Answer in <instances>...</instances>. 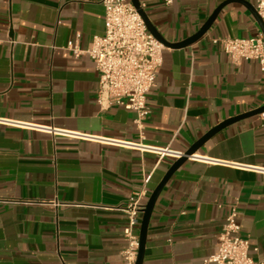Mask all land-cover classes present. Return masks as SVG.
Segmentation results:
<instances>
[{
    "label": "crops",
    "instance_id": "0c3cea01",
    "mask_svg": "<svg viewBox=\"0 0 264 264\" xmlns=\"http://www.w3.org/2000/svg\"><path fill=\"white\" fill-rule=\"evenodd\" d=\"M139 1L156 31L178 42L224 0ZM103 16L101 0H0V118L29 124L0 123V264H120L121 208L143 184L145 204L174 161L129 144L185 152L264 104L259 63L235 61L211 41L260 30L231 2L197 41L164 45L140 134L132 110H101L95 100L98 73L86 50L103 34ZM196 153L201 159L181 164L155 201L142 264H216L208 259L232 206L250 256L263 260L264 175L248 168L264 166L261 116L229 124Z\"/></svg>",
    "mask_w": 264,
    "mask_h": 264
},
{
    "label": "built area",
    "instance_id": "2783aa9c",
    "mask_svg": "<svg viewBox=\"0 0 264 264\" xmlns=\"http://www.w3.org/2000/svg\"><path fill=\"white\" fill-rule=\"evenodd\" d=\"M101 3L104 8V32L102 35L93 36L91 46L86 50L98 73L95 100L101 110L114 105L132 110L135 113L133 119L135 127L142 134L143 120L149 113L147 93L155 85L157 68L162 63L161 53L164 45L150 33L130 0H101ZM254 7L264 22V0H255ZM211 41L230 54L235 61L256 60L260 70L264 72V36L261 30L251 37H215ZM259 115L264 122V111ZM0 123L18 127L29 126L23 122L4 118H0ZM39 128L53 134L86 136L53 127ZM99 139L123 144L106 138ZM129 145L172 160L182 156H186L189 160L201 159L196 152L186 155L184 151L169 146L159 148L143 145L141 142L138 145ZM228 164L238 166V164ZM248 168L264 175V166ZM146 195V186L143 184L132 193L126 205L121 208L126 215V223L122 229L126 244L121 251L120 264L136 262L139 246L138 229L144 206L143 199ZM52 203L58 204L57 200ZM217 239L218 250L216 254L210 256L209 261L216 264H264V259L258 262L252 259L248 240L240 236L236 206L230 208Z\"/></svg>",
    "mask_w": 264,
    "mask_h": 264
},
{
    "label": "water",
    "instance_id": "95a60500",
    "mask_svg": "<svg viewBox=\"0 0 264 264\" xmlns=\"http://www.w3.org/2000/svg\"><path fill=\"white\" fill-rule=\"evenodd\" d=\"M141 17L143 18L145 25L147 29L156 37L163 45L169 46V47H183L186 45H189L198 39H200L212 26L215 18L217 17L218 13L220 10L227 4L231 2H240L244 4V6L247 7V9L251 12L252 16L257 22V25L259 26L261 32L263 33L264 36V22L260 15L257 13L255 7L250 3L247 2L246 0H224L221 3H219L216 8L212 11V13L208 16V18L204 21V23L200 26V28L190 35L189 37L178 41V42H168L165 40L155 29V27L151 24L149 21L146 13L144 12L143 8L141 7L140 1L139 0H130ZM264 111V104L254 108L252 110H249L247 112L241 113L239 115L227 118L223 120L222 122L218 123L211 129H209L206 133H204L198 140H196L186 151V155H190L194 152L197 151V149L212 135H214L216 132L221 130L222 128L228 126L229 124H232L235 121H238L240 119L246 118V117H251L254 115H258ZM187 160L186 156H182L179 159H176L172 162V164L169 166L167 171L165 172L164 176L160 180V182L157 184V186L152 190L150 193L146 203L144 204L142 208V215H141V220H140V226H139V246H138V252H137V258L135 264H142L143 262V255H144V249H145V242H146V235H147V227L149 224V219L155 204V201L161 192L162 188L164 185L167 183L171 175L175 172V170L183 164Z\"/></svg>",
    "mask_w": 264,
    "mask_h": 264
}]
</instances>
